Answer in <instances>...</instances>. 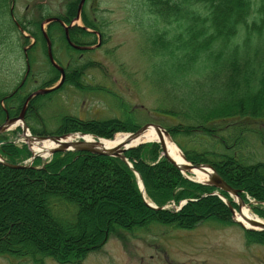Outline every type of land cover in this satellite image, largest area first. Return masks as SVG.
<instances>
[{"label": "trees", "instance_id": "obj_1", "mask_svg": "<svg viewBox=\"0 0 264 264\" xmlns=\"http://www.w3.org/2000/svg\"><path fill=\"white\" fill-rule=\"evenodd\" d=\"M7 5L8 0H0V43L9 39L2 23ZM141 6L136 14L149 32L143 28L139 53L148 64L145 80L160 97L156 111L162 120L156 124L169 132L189 162L211 165L230 186L242 191L246 202L249 196L264 203V161L253 160L256 152L246 150L253 145L255 134L246 122L264 121V0H143ZM84 19L87 27L105 36L104 27L94 28L89 15ZM59 32L65 40L64 31ZM33 35L42 41L46 53L41 31ZM49 35L54 37L51 30ZM93 36L83 28L70 31L71 41L78 46L94 45ZM39 46L31 48V58ZM89 51L70 47L64 85L31 100L25 119L34 136L80 132L113 139L117 133L136 132L145 124V116L139 120L138 111L123 100L117 103L115 117L83 120L67 113L50 118L42 115L68 85L79 93L116 99V93L91 83L86 71L94 63L80 58ZM51 70L55 75L40 87H51L59 79L60 73L53 66ZM28 86L26 82L12 93L0 91V125L7 115H19ZM0 144L6 163L22 165L32 156L28 145H16L5 135L0 136ZM162 154L160 144L153 143L127 151L125 158L142 177L147 200L160 208L189 201L179 212L147 206L134 170L118 158L66 152L46 163L39 158L26 169H11L0 162V195L15 185L14 199L0 203V258L31 264L47 260L83 264L111 236H124L122 231H144L153 225L193 230L205 222L237 225L229 207L211 196L215 188L187 180ZM222 195L237 209L228 195ZM113 197H120L127 206H116L120 219L102 213ZM23 201L31 204L25 208ZM256 210L264 218V210ZM85 213L100 217L98 232L93 229L88 236L77 235V228H88L82 224ZM129 215L131 219L126 220ZM91 221L95 224V218ZM44 223L52 226L48 232L42 229ZM15 227L22 236L9 242L6 234ZM37 229L44 240L35 235ZM245 232L248 244H264V232ZM29 234L33 238L27 241Z\"/></svg>", "mask_w": 264, "mask_h": 264}, {"label": "rangeland", "instance_id": "obj_2", "mask_svg": "<svg viewBox=\"0 0 264 264\" xmlns=\"http://www.w3.org/2000/svg\"><path fill=\"white\" fill-rule=\"evenodd\" d=\"M94 3L100 11L105 12L101 15L107 21L104 32L109 39L106 44L99 45V37H97V44L90 48L93 52H88L82 56L83 62L94 63L87 69L86 74L91 76L92 84L108 86V89L116 93L118 103L123 100L128 103L131 109L137 110L139 120L141 116H145L146 121L142 118L145 124L160 122L162 120L160 113L156 111L160 97L152 91L150 84L145 80V73L147 72L145 70L148 69V64L139 53L141 41L145 38L142 32L143 28L146 33L149 32V27L142 24L141 19L136 14V11L142 7L143 0H94ZM41 6L46 7L51 17H57L64 13L65 0H17L15 18L20 20L35 19L39 16L38 7ZM81 24L82 22H79V25ZM47 29L48 26L45 27V30ZM26 34L32 36L29 32ZM7 35L9 39L0 43V91L12 93L15 87L22 82L27 71L23 50L34 43L33 40L28 39L29 42L25 44L23 35L13 27L8 29ZM16 44L18 45L16 46ZM54 52L61 66L65 68L70 64V58L60 44L54 45ZM32 56L31 71L37 74L38 78L36 79L37 82L33 78L29 79L28 88H30L29 90L32 89L31 91L34 90L33 87L37 88L40 85L41 72L48 69V63L42 49L37 48L32 52ZM95 63L98 64V67ZM118 96L121 98L119 99ZM115 103L112 95L78 93L68 86L66 90L54 97L53 103L42 115L45 118H50L58 114L68 113L83 120L104 119L117 116L115 108L118 106ZM233 122L235 121L232 120L223 124L229 125ZM246 124L255 131L253 145L246 150L256 152V157L253 160L264 161V144L262 145L261 142L262 137L264 138V121L248 119ZM5 136L17 144L28 142L22 134L14 135L12 131L6 133ZM41 159L43 161L48 160ZM14 187L15 185H11L8 190L1 193L0 203L14 199ZM114 191L118 192V190ZM97 195L98 193L94 192V196ZM34 196L36 197L35 194ZM108 202L110 206L107 205L102 208V211L105 209L102 213L109 212L114 219H120V209L116 206L119 205L120 208H124L127 207L126 204L120 197L109 198ZM28 203L29 201H23L22 206L26 208ZM255 205L250 204L248 207L253 214L259 217L256 209L264 210V206ZM168 208H170L169 211L176 212V206L170 205ZM37 209L40 210V207ZM94 209L95 207H93ZM92 217L95 218V224L91 223ZM129 219H131V215L126 217V220ZM21 220L23 221L22 218ZM84 223L88 228L84 230L85 228L79 227L74 233L88 236L93 229L98 232L100 217L85 213L82 218V224ZM51 228L52 226L44 223L42 229L48 232ZM39 233L40 230H35V235L40 240H44V237L40 236ZM122 234L124 236H111L104 246L100 250L92 252L83 264H264V244H248L246 232L238 224L221 226L216 223L205 222L193 230L150 226L144 231H122ZM21 236L22 232L18 227L6 234L9 242L18 240ZM30 238H33L32 234L27 237V241H30ZM0 264L31 263L8 257L0 258ZM45 264L57 263L47 260Z\"/></svg>", "mask_w": 264, "mask_h": 264}, {"label": "water", "instance_id": "obj_3", "mask_svg": "<svg viewBox=\"0 0 264 264\" xmlns=\"http://www.w3.org/2000/svg\"><path fill=\"white\" fill-rule=\"evenodd\" d=\"M84 3V0H82V3L79 7V13L77 15V19L80 18V13H81V8L82 5ZM55 21L53 19L48 20L46 23ZM43 34L44 37L47 39V45H48V57L51 61V63L53 64V66H55L60 73L62 74V79L61 81L53 88L50 89H40L34 93H32L25 105L24 108L20 114L19 117L16 118H7L6 121L0 126V135L6 133L7 131L11 130L13 127H17V126H21L22 131L24 133V136L26 137V139H28L31 143H33L34 141L37 142H43L46 140H50L51 142L55 143V148L50 152L51 155H54L56 153H62V152H82V153H90V154H95V155H100V156H107V157H116V158H120L121 160H123L124 162H127V160L125 159L124 155L126 153L127 150L129 149H133L135 147H138L140 145H143L145 143H150V142H140L135 146H132L135 142L140 141L141 139H143L146 135V132L149 129H154L159 137H160V141L158 142L161 145V148L163 149V155L165 156V158L171 163L173 164L184 176H186V178L194 183H198V184H202V185H207V186H212L214 188H216L218 191L224 192L226 194H229L232 197H236L238 199V206H239V210L242 209L243 206H245V201L244 199L241 197V191L234 189L233 187H231L219 174L218 172L209 164H201V165H193L190 162L187 161L185 155L184 159L186 160V164L184 165H178L168 154L167 150H166V145L164 143V135L168 138H170L172 141V137L169 135V132L164 129L161 125H157V124H146L144 125L142 128H140L136 133H130L127 136L126 141L119 147L117 148H113V149H108L105 146H103L100 141L102 140L101 138L96 137V141L95 143H90L89 141H86L84 139L85 136H89L86 134H82V133H77V134H73V135H64V136H51V137H42V136H38V137H34L31 135H28V126L27 123L25 121V114L28 108V105L30 103V101L37 96L40 95H46L50 92H53L55 90H57L62 83L65 80V73L63 71L62 68H60L54 61L53 58V53H52V44L48 39L47 34L44 32L43 30ZM73 136H81L83 139L75 141V142H70L68 141V138L73 137ZM95 137V136H94ZM174 142V141H173ZM179 148V147H178ZM180 149V148H179ZM38 157V155L34 154L32 156V162ZM0 161L3 165H5L8 168L11 169H26V168H30V166H26V165H12L9 163H6L5 160L3 159V157L0 154ZM128 165H130L128 163ZM130 167L133 169V167L130 165ZM193 171H199V172H212L209 175V179L207 182L202 183L199 181H195L193 179H191L190 177H188L186 174H190ZM136 173V172H135ZM136 176L138 177V179L140 180V189L143 193V197H144V201L147 204V206H149L150 208H153L155 210H158L157 207H154L151 203H148V201L145 198V187L142 181L141 176L136 173ZM213 196H219L222 197L220 195V193H214ZM226 204L230 207V209H232L231 204L225 200ZM187 202H185L184 204L181 205L180 209L186 204ZM235 221L242 226L244 229L247 230H253V231H264V223L260 222V221H256V220H252V219H247V221L250 223V225L253 228H247L245 227L241 221L235 219ZM257 227V228H255Z\"/></svg>", "mask_w": 264, "mask_h": 264}, {"label": "flooded vegetation", "instance_id": "obj_4", "mask_svg": "<svg viewBox=\"0 0 264 264\" xmlns=\"http://www.w3.org/2000/svg\"><path fill=\"white\" fill-rule=\"evenodd\" d=\"M11 1V7L7 10V15L9 18V22L14 25L18 29H22L23 25L26 26L27 28L29 27H39V29L42 27L46 21L52 18L59 19L58 21L52 22L51 24L48 25V30H51L53 35H54V42H59L60 41V32L61 29L64 31V35L66 34L67 37H70V31L76 28V26H72L73 21L75 20L76 16L78 15L79 12V7L82 2V0H65V6H64V13L57 16V17H51L48 11L46 10L45 6L38 7V13L40 15H43L41 19L36 22V23H26L25 21H22V24L20 23L19 19L15 18V6L17 4V0H10ZM77 3V5H76ZM75 6H76V16H73V13L75 11ZM84 8H86L84 10ZM81 22L83 23L81 26L85 28L87 31L90 29L89 27L86 26L84 15H90L92 17V23L94 28L99 29L102 27L106 26V19L104 16L101 14H105V12L100 11L99 8L96 7V4L94 3V0H85L83 3L82 11H81ZM26 24V25H25ZM67 27V28H66ZM97 31V30H95ZM96 33V32H94ZM51 39V36H49ZM52 40V39H51ZM99 40V45H102V38H98ZM37 41V39H36ZM90 41L95 42L96 40L94 38H90ZM82 57V56H81ZM70 58V55H69Z\"/></svg>", "mask_w": 264, "mask_h": 264}, {"label": "bare ground", "instance_id": "obj_5", "mask_svg": "<svg viewBox=\"0 0 264 264\" xmlns=\"http://www.w3.org/2000/svg\"><path fill=\"white\" fill-rule=\"evenodd\" d=\"M127 137L128 136L126 134H118L115 136V138L113 140L102 139L100 141V143L108 149H113V148H117L120 145H122L126 141ZM163 137H164V143L166 145V150H167L169 156L178 165L186 164V160L184 159V156H183L181 150L178 148V146L170 138L166 137L165 135ZM81 139H83L81 136H73V137L69 138L68 141L75 142V141H78ZM84 139L86 141H89L90 143H95V141H96L95 138L91 135L85 136ZM159 141H160V137H159L158 133L154 129L151 128L146 132V135L143 139H141L138 142H135L132 146H135L140 142L158 143ZM55 147H56L55 144L52 143L51 141H45L43 143H33L32 144V149H33L34 153L40 155L44 159H47L50 156V152ZM211 173H212L211 171L210 172L193 171L190 174H186V175L195 181L205 183L208 181L209 175ZM236 218H237V220L241 221L242 224L247 228L252 227L250 225V223L247 221V219H254L257 221H261V222L263 221L258 216L253 214L248 206L243 207L239 212H237Z\"/></svg>", "mask_w": 264, "mask_h": 264}]
</instances>
